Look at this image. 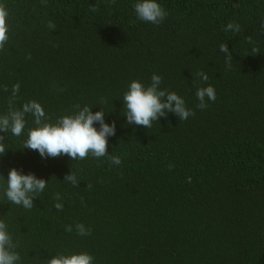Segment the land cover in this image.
<instances>
[{"label": "trees", "instance_id": "trees-1", "mask_svg": "<svg viewBox=\"0 0 264 264\" xmlns=\"http://www.w3.org/2000/svg\"><path fill=\"white\" fill-rule=\"evenodd\" d=\"M135 2L0 0L9 36L0 50V115L10 101L14 109L36 101L46 122L75 105L115 122L108 155L83 160L23 147L35 126L30 113L21 136L0 132V220L17 264L81 251L93 264H264V0H157L167 12L158 25L137 18ZM229 22L240 32L225 31ZM153 73L195 115L168 112L151 128L127 123L124 91L134 79L150 84ZM207 85L216 100L201 110L195 91ZM13 167L47 181L31 209L4 196ZM69 172L78 186L64 181ZM78 223L91 234L78 235Z\"/></svg>", "mask_w": 264, "mask_h": 264}, {"label": "clouds", "instance_id": "clouds-1", "mask_svg": "<svg viewBox=\"0 0 264 264\" xmlns=\"http://www.w3.org/2000/svg\"><path fill=\"white\" fill-rule=\"evenodd\" d=\"M115 3V0H111ZM134 12L138 19L152 24H160L167 16L166 10L157 0H136L133 4ZM91 11H98L97 6H91ZM7 10L0 4V50L4 48L9 40L7 25ZM260 29L264 31V20L260 22ZM47 27L54 30L56 25L49 22ZM233 33L240 32V25L229 22L224 29ZM248 43H252L251 37H246ZM220 52L225 56V63L231 67L232 55L225 43L219 46ZM259 52L255 47L252 54ZM201 81H207L208 75L201 71L197 73ZM162 77L153 73L151 82L148 85L138 80H131L127 90L122 96L124 116L129 124L151 128L153 121L165 117L168 112L174 113L179 120H187L195 113L186 107L182 97L174 91H168L160 87ZM19 85L12 88L13 96L18 92ZM7 91V88H5ZM195 96L199 101L197 108L204 110L208 107V101L215 102L216 92L213 86H200L196 88ZM76 111L73 114H65L57 118L55 123L45 121V112L42 106L36 101L24 103L20 109L10 107L7 114L0 115V132L14 136H21L25 129V114L30 113L34 117V127H31L23 147L37 151L41 158L68 156L71 160H83L91 154L94 158H101L108 155L107 147L109 136L115 135V122L106 123L105 112L100 109L91 111V107L75 105ZM99 124V129L94 125ZM4 137L0 135V154L5 153ZM109 161L114 165H120L118 156H108ZM4 196L12 204L21 205L26 209L33 207V198L42 193L46 188L47 181L37 178L34 174H23L15 167L8 170ZM64 181L78 186L77 176L71 172L65 175ZM91 188V185H88ZM54 199L55 208L62 210L60 195L56 194ZM75 229L78 235L86 236L91 234L90 228L83 224H76ZM73 227L68 225L65 231L71 232ZM17 245L13 242L7 230V225L0 220V264H17L20 260L19 254L15 251ZM46 264H93V257L87 252L70 254H56L47 259Z\"/></svg>", "mask_w": 264, "mask_h": 264}]
</instances>
